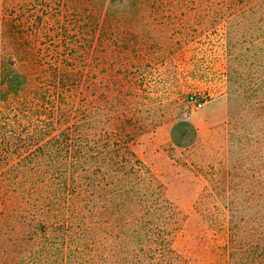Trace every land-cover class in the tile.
<instances>
[{"label":"rangeland","instance_id":"1","mask_svg":"<svg viewBox=\"0 0 264 264\" xmlns=\"http://www.w3.org/2000/svg\"><path fill=\"white\" fill-rule=\"evenodd\" d=\"M233 3L0 0V141L55 137L73 124V106L92 114L98 105L105 122L140 129L132 150L175 207L172 248L182 264H228L224 206L231 199L248 205L243 192L224 199L221 172L260 128L242 91L231 94L226 80L229 60L246 56L241 31L228 34L236 30L228 21L239 10ZM227 39L237 48L228 52ZM239 71L246 76L242 63ZM191 96L220 103L204 109L209 127L200 137L179 148L170 128L203 109L188 103ZM10 205L0 181V214Z\"/></svg>","mask_w":264,"mask_h":264},{"label":"trees","instance_id":"2","mask_svg":"<svg viewBox=\"0 0 264 264\" xmlns=\"http://www.w3.org/2000/svg\"><path fill=\"white\" fill-rule=\"evenodd\" d=\"M232 1L239 10L228 34L241 31L246 56L229 60L226 80L260 128L221 172L224 199L243 192L248 205L224 206L226 251L228 264H264V0ZM237 46L227 39L228 52ZM71 110L73 124L55 137L0 141V165L13 161L0 172L11 203L0 214V264H182L172 248L175 207L132 150L140 129L105 122L98 105Z\"/></svg>","mask_w":264,"mask_h":264},{"label":"crops","instance_id":"3","mask_svg":"<svg viewBox=\"0 0 264 264\" xmlns=\"http://www.w3.org/2000/svg\"><path fill=\"white\" fill-rule=\"evenodd\" d=\"M217 103H220L219 99L211 101L210 103H207L205 105L203 104L198 107L200 109L203 108L201 115L197 114L198 116H193L194 114H192L187 119L181 120L174 124L170 128V138L173 144L179 148H185L192 145L196 141V139L200 137L201 132L205 128L209 127L207 120L204 118L207 114L204 109H207V107L215 105ZM220 115L221 113L219 112L217 115L212 116V118L215 120L219 119ZM183 123L187 124L182 125ZM174 129H177L175 134H173Z\"/></svg>","mask_w":264,"mask_h":264},{"label":"built area","instance_id":"4","mask_svg":"<svg viewBox=\"0 0 264 264\" xmlns=\"http://www.w3.org/2000/svg\"><path fill=\"white\" fill-rule=\"evenodd\" d=\"M197 100L195 99V98H193L192 96L191 97H189V100H188V103L190 104V105H192V106H195V107H200L201 106V104H197Z\"/></svg>","mask_w":264,"mask_h":264}]
</instances>
